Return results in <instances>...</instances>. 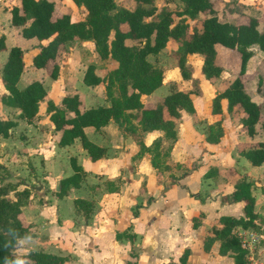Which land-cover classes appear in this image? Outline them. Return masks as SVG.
Segmentation results:
<instances>
[{
    "label": "crops",
    "instance_id": "1",
    "mask_svg": "<svg viewBox=\"0 0 264 264\" xmlns=\"http://www.w3.org/2000/svg\"><path fill=\"white\" fill-rule=\"evenodd\" d=\"M6 4L7 0H0V35H3L5 45L0 50V68L8 48L18 45L23 51V69L16 82L17 87L22 88L36 79L46 91L45 100L38 102L35 118L31 121L21 116L17 107L0 101V118L14 122L7 135H0V152H4L0 164L10 171L9 176L22 179L15 184V190L28 189L27 201L21 205V218L29 223L30 235L19 239L23 242H18L16 249L22 245L24 250L42 249L69 255L63 264H116V261L121 262L120 255L122 250L125 251L123 246H129L130 242L124 237L117 238L115 233L131 224V231L135 234L133 242L139 240L133 264L177 262L185 249H188V254L184 264H235L228 253H218V239H213L209 248L204 250L203 238L212 234L213 226H219V216L243 215L241 201L223 199L232 191L238 174L243 171L244 176L253 181L250 189L257 217L254 227L236 225L232 232L246 239L251 246L244 255L243 264H264V161L251 165L241 154L242 149L258 141L264 142V130L259 132L255 126V132L248 135L239 130V126L228 129L223 123L225 119H221L222 135L217 141L210 142L205 139L206 130L198 121L188 124L189 120L180 114L169 159L174 163L185 158L194 160L192 168L182 174L175 168L165 171L166 174L157 171L151 165L150 154L143 151L137 155L138 144L113 120L99 128L83 127L86 137L105 149L97 159L88 158L78 138L59 146V131L50 124L46 99L57 104L63 94L77 93L82 107L103 104L101 97L92 94L98 84L85 85L82 82L85 65H81L76 83L69 84V76L63 81L62 73L68 75L73 67L71 59L62 63L56 78L48 75L46 67H34L31 57L38 50V40L22 36L10 23ZM69 55L72 56V51ZM79 81L84 86L77 87ZM153 91L142 95L150 97ZM6 92L0 78V95ZM91 99H94L93 103ZM154 101L142 102L148 106ZM222 109H225L223 99ZM161 135L159 129L140 132L145 146ZM8 146H12L10 151L14 158L8 153ZM70 156L80 165L83 177L78 186L56 196L59 180L73 171L69 164ZM248 164L254 172L248 170ZM20 165L24 167L21 174L9 169L18 170ZM170 178L174 181L170 182ZM12 192L8 196L13 198ZM64 196L71 202H66ZM148 197L151 200L146 202ZM75 198L87 202L78 207L74 204ZM134 208L136 215L132 214ZM199 212L202 213L200 222L194 226L191 217ZM97 245H101L102 252L98 251Z\"/></svg>",
    "mask_w": 264,
    "mask_h": 264
},
{
    "label": "trees",
    "instance_id": "2",
    "mask_svg": "<svg viewBox=\"0 0 264 264\" xmlns=\"http://www.w3.org/2000/svg\"><path fill=\"white\" fill-rule=\"evenodd\" d=\"M72 1L84 7L83 16L73 10L54 16L52 0H7L6 4L10 23L17 27L22 36L35 37L38 40V50L31 57L32 65L37 68L46 67L51 78L58 76L62 63L67 60L66 57L56 59L60 46L72 38L91 39L101 58L110 56L116 63L103 84L106 104L82 107L77 93L63 94L57 104L46 99L50 124L55 131H59L57 139L59 146L69 144L74 138H78L88 158L97 159L105 153V149L88 139L83 127L91 125L99 128L107 121L113 120L121 131L130 135L138 144L137 155L143 151L148 152L151 165L159 171L160 162L156 158V148L161 139L156 137L145 146L141 141L140 132L152 129L165 130L168 131L167 135L170 134L174 138L180 111L183 109L189 114L194 113L190 92L187 90L168 91L159 101L148 106L141 101V95L151 93L162 80V71L153 67L146 59V55L157 52L169 38L177 43V66L182 78L190 77V70L185 64V55L188 53L201 55L200 71L206 78H211L217 76L221 70L214 61L216 44L233 48L238 52L237 74L211 98L210 113L217 118L214 119V124L207 128L205 139L215 142L222 135V99L225 101L226 111L239 108L241 112L239 130L248 135L255 132V125L261 115L260 105L245 91L241 79L247 60L253 54V47L264 51V30L258 29L255 16L249 15L246 20L238 22L222 21L213 14L210 0H181L182 15L192 18L200 11L209 13L201 20L200 28H197L189 27L184 19L173 22L169 10L152 17L153 0H134L137 5L131 9L117 6L114 0ZM260 1L264 6V0ZM110 33L112 36L108 39ZM126 39H138L142 43L139 46L128 45L125 43ZM4 48L3 35H0V50ZM22 69V49L18 45L10 46L0 68V78L7 91L0 95V101L17 107L20 115L31 121L35 118L38 102L45 100L46 91L42 83L36 79L18 88L16 82ZM81 80L85 85L103 83L91 63L83 70ZM129 118L133 121L132 128L127 124ZM13 124L12 120L0 118V135H7ZM260 127L264 130V116ZM171 146L172 144L167 150L168 156ZM241 154L250 164L259 165L264 161V142L258 141L242 149ZM69 164L73 171L59 180L56 196L67 193L70 187L78 186L83 177L84 172L73 156L69 157ZM170 179V182L174 181L173 178ZM252 183L253 181L244 175L240 176L234 182L232 191L223 197L227 201H241L243 215L219 216V226H213L212 234L203 238L204 250L209 248L213 239H218V253H228L233 257L235 264L245 263L246 249L241 245L239 237L232 232V228L236 225L254 227V219L257 217L253 211V196L250 189ZM10 191H13V198L8 196ZM27 196V188L15 190L14 183L8 181L0 183V264H63L65 256L42 249L29 248L24 253L15 252L19 239L30 235L29 223H25L21 218V205L27 201ZM149 200L151 197H148L146 202ZM73 201L78 207L87 202L81 198H75ZM136 213L137 210L134 208L132 214ZM201 216L202 213L199 212L191 217L194 226L200 222ZM115 236L128 239L129 251H132V242L135 238L133 232L122 230L116 232ZM187 254L188 249H185L177 262L170 261L168 264H184Z\"/></svg>",
    "mask_w": 264,
    "mask_h": 264
},
{
    "label": "rangeland",
    "instance_id": "3",
    "mask_svg": "<svg viewBox=\"0 0 264 264\" xmlns=\"http://www.w3.org/2000/svg\"><path fill=\"white\" fill-rule=\"evenodd\" d=\"M52 1L54 3V16H58L64 12H69L70 10H73L74 12L78 11L80 15H84V7L76 5L72 0ZM114 1L117 6H123L130 9L137 5V2L134 0ZM210 2L212 4L213 14H215L219 20L238 22L246 20V18L251 15L257 18L258 29L264 30V6L260 3V0H210ZM151 5L154 7V13L152 17H157L162 11L169 10L173 22L184 19L189 27L200 28L201 20L209 15V13L206 11H200L192 18L182 15L181 9L183 5L181 0H153ZM111 36L112 33L108 35V39L111 38ZM18 37L21 39L24 38L21 35ZM125 43L128 45L139 46L142 41L138 39H126ZM19 44L22 45L21 43ZM176 47V41L169 38L165 45L157 52L146 55V59L150 62V64L162 71V80L161 84L154 89L152 96L149 97L142 95L140 98L145 102V104L152 102L153 100H155L153 102V104H155L161 98L160 96L168 91L173 89L187 90L190 92L194 113L189 114L182 109L180 114L185 115L187 121L189 120L188 124L198 121L200 127L202 126V128L207 130L210 125L214 124V119L217 118L210 113L211 98L215 92L223 89L230 79H232L237 74L239 66L238 52L233 48L216 44L214 61L221 67V70L217 76L211 78H206L200 71L201 55L198 53H188L185 55V64L190 70V77L182 78L177 66ZM70 51H72V56L69 55ZM63 57H66V59H71L70 62L73 63V67L69 69L70 73L68 75L65 72L62 73L63 81L67 76L71 77L68 82L71 85L78 81L81 65L86 66L89 63L93 64L95 73L102 78L103 83L98 84V86L94 89L96 91L92 94L101 97L102 103H107V100H105L104 97L105 94L103 84L107 80L108 73L114 69L116 65L115 61L110 58V56L101 58L95 50L93 41L86 38H72L62 44L59 48V54L56 59L58 60L59 58ZM241 79L245 91L250 95L251 99L260 105L261 115L255 126L258 129L257 131L261 132L262 130L260 127V122L264 116V51L253 47V54L247 60L245 72L241 76ZM80 86H84L81 81H79V85H77V87ZM82 89L83 87H81L80 90L82 91ZM93 102L94 99H91V103ZM240 116L241 112L239 108H234L230 112H226L225 109L221 110V119H225V121L223 120V123L227 125L228 129L239 126ZM131 119L129 118V121L127 122L129 127L133 126V121H131ZM167 133L168 131H162V135L160 137L161 141L159 142L160 144L157 148L155 147L157 151L156 158L160 162L158 167L160 169L159 171L163 174H166L167 172L165 171L170 172L172 168H175L177 169V172H181L182 174L185 170L190 169V166H192L191 163H194V160H188V158H185V160H182L180 163H174L172 160H170L167 150L175 138H173L170 134L167 135ZM11 147L12 146H8L6 149L8 150V153L11 155V157L14 158V153L10 151ZM3 154L4 152H0V157H2ZM251 165L248 164V170L254 172V169H251ZM22 168L24 169L23 166ZM22 168L20 165L18 170L12 167L9 169L11 171H18L21 174ZM9 172L10 171L4 168L3 164H0V183L8 181L16 184L22 181L20 177L9 176ZM243 175H245V173L242 171L240 174H238V177ZM235 177H237V175ZM2 178L4 180H2ZM26 180H28V178H26ZM34 184L37 183L34 181ZM63 198L66 202H71L66 196ZM123 230L132 232L131 224H128ZM19 242L23 241L19 240ZM138 244L139 240L132 243L131 252L129 251L130 245L123 246L125 251L122 250L120 255L121 262L116 261V264H129V262H131V264L135 263L138 253L137 249H139ZM96 247L99 249L98 251L102 252L101 245H97ZM20 251L26 252L27 250H24L23 246L21 245L20 248L15 249V252L17 253ZM67 256L69 255L66 254L65 257L67 258Z\"/></svg>",
    "mask_w": 264,
    "mask_h": 264
},
{
    "label": "built area",
    "instance_id": "4",
    "mask_svg": "<svg viewBox=\"0 0 264 264\" xmlns=\"http://www.w3.org/2000/svg\"><path fill=\"white\" fill-rule=\"evenodd\" d=\"M237 235V234H236ZM238 236V235H237ZM239 237V236H238ZM240 239V243L241 245L246 249V251H248V249L251 247L250 244L248 243V241L246 239H244L243 237H239ZM251 239H255L253 237H251Z\"/></svg>",
    "mask_w": 264,
    "mask_h": 264
},
{
    "label": "water",
    "instance_id": "5",
    "mask_svg": "<svg viewBox=\"0 0 264 264\" xmlns=\"http://www.w3.org/2000/svg\"><path fill=\"white\" fill-rule=\"evenodd\" d=\"M59 182L57 183L56 189H58Z\"/></svg>",
    "mask_w": 264,
    "mask_h": 264
}]
</instances>
